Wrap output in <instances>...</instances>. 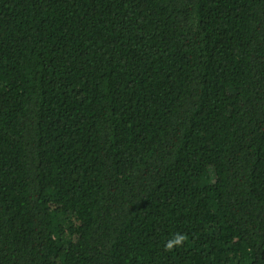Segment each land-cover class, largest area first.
Returning <instances> with one entry per match:
<instances>
[{
	"label": "trees",
	"instance_id": "trees-1",
	"mask_svg": "<svg viewBox=\"0 0 264 264\" xmlns=\"http://www.w3.org/2000/svg\"><path fill=\"white\" fill-rule=\"evenodd\" d=\"M0 264H264V0H0Z\"/></svg>",
	"mask_w": 264,
	"mask_h": 264
}]
</instances>
